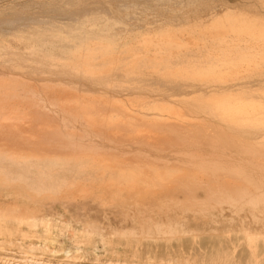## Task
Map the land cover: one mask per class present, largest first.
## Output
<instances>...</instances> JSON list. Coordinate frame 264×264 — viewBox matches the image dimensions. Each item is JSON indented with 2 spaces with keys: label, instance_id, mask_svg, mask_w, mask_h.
Returning <instances> with one entry per match:
<instances>
[{
  "label": "bare ground",
  "instance_id": "6f19581e",
  "mask_svg": "<svg viewBox=\"0 0 264 264\" xmlns=\"http://www.w3.org/2000/svg\"><path fill=\"white\" fill-rule=\"evenodd\" d=\"M122 4L0 33V66L49 77L25 100L2 71L0 244L67 216L70 264H264V5Z\"/></svg>",
  "mask_w": 264,
  "mask_h": 264
},
{
  "label": "rangeland",
  "instance_id": "374dc122",
  "mask_svg": "<svg viewBox=\"0 0 264 264\" xmlns=\"http://www.w3.org/2000/svg\"><path fill=\"white\" fill-rule=\"evenodd\" d=\"M117 1V2H116ZM128 1H133V0H0V33L1 32H3V31H7L6 29H10V27H11V25H12V27H13V25H18L19 23L18 22H20V24H24L25 22H24V20L26 21V23L25 24H28V23H33V21H38V20H43L45 17H47V18H45L46 20L47 19H52V20H55V18H57L58 17V19H56V21H68L69 19H71L73 16H71V15H74L75 13H77L78 11H80V10H84V9H87V8H98V7H101V6H104V5H116V4H118V6H121V5H123L122 3H126V2H128ZM198 2L199 3H201L204 7H206L207 9L208 8H211V6H215V5H221V3H222V5L223 4H225L226 3V5L228 4H230V5H235L236 3H238V4H243V8H245L244 7V4L245 5H247V7H248V9L249 8H254V9H256V10H258V8H260L259 9V11L261 10V9H263V6H261V5H264V4H261V2L262 1H260V0H202L201 2H200V0H198ZM237 4V5H238ZM250 4V5H249ZM252 5V6H251ZM249 6H251V7H249ZM220 9V8H219ZM204 10H202V12H203ZM262 11H264V9L262 10ZM152 12H154V10L152 11ZM155 13V12H154ZM154 13H152L153 15H156V13L154 14ZM204 13V12H203ZM63 14V15H62ZM35 16V17H34ZM36 16H37V19L40 17V18H42V19H35L36 18ZM44 16V17H43ZM52 16H54V17H52ZM69 16H71V17H69ZM34 17V18H33ZM60 17V18H59ZM68 17V18H67ZM22 18H23V20H22ZM29 18V19H28ZM31 18V19H30ZM17 19V20H16ZM22 20V21H20V20ZM35 19V20H34ZM44 19V20H45ZM66 19H68V20H66ZM13 20H15L16 21V24H11L10 26L7 24V23H9V22H11V21H13ZM28 21V22H27ZM30 21V22H29ZM30 23V24H31ZM7 27H6V26ZM2 26V27H1ZM4 26V27H3ZM8 26H9V28H8ZM11 27V28H12ZM1 28H2V31H1ZM6 28V29H5ZM4 29V30H3ZM1 67V69H0V75L2 74H5V72H7V73H10V74H12V75H8L7 73L5 74V75H3V76H5V79L3 80V82L1 83V80H2V75L0 76V87L1 88H3L5 85H7L9 82H5L6 81V75H8L9 77H11V79L10 78H8V80H13L15 77V79H17L16 81H17V83H16V81H14L15 82V85L16 84H18L19 82H21V80H19V76L17 75V74H19V75H21V74H23L24 76H25V78L23 77V75H21V78L20 79H22V78H24L23 80H22V82H23V84H24V81H25V86L22 88V86L21 85H19V86H21V87H19L18 86V89H17V87H14V89L16 90H19L20 92H21V95H19L20 97H22L23 98V96L22 95H24V93H27L28 94V91L26 92V90H28L29 88V85H27L26 86V78H27V82L30 84V85H33L34 83L33 82H35V84L36 85H39V79H44V77H45V79L43 80L44 82H47L48 81V79H49V77L47 76V75H42V76H44V77H41V75H40V78L38 77V76H35V80H34V77H32V75H30V74H28V73H26V72H22V70L23 69H21L20 70V68H18V69H15V70H13V69H10V68H4V66H0ZM4 69V70H3ZM9 70H10V72H9ZM17 70H19V71H17ZM2 71H5V72H2ZM12 72V73H11ZM16 73V74H15ZM16 76H15V75ZM29 76H28V75ZM18 76V77H17ZM31 76V78H33V79H31L30 80V77ZM36 78L38 79V80H36ZM7 80V81H8ZM29 80V81H28ZM46 80V81H45ZM5 82V83H4ZM31 82H32V84H31ZM44 82H42L41 81V83H40V85L42 84V83H44ZM5 85H4V84ZM10 84V83H9ZM19 84H22V83H19ZM45 84V83H44ZM1 85H3V86H1ZM12 85V84H11ZM10 85H7V87H9ZM12 86H14V85H12ZM12 86H10V89L12 90ZM26 87V88H25ZM6 87H4L3 89H5ZM22 88V89H21ZM28 88V89H27ZM9 89V90H10ZM22 90V91H21ZM19 91H16L15 93L18 95V93L20 94V92ZM34 91V93H33V95L36 93V95L37 94H39L40 96H36L35 98H38V97H41V94L39 93V91L37 90V91H35V90H33ZM9 92V93H8ZM6 91L5 90V92H2V93H0V94H4L5 96H8V95H10L11 94V92L10 91ZM6 93V94H5ZM27 94H25L24 95V97L27 95ZM44 96V95H43ZM42 96V97H43ZM16 98L17 97V99L16 100H21L20 99V97H18V96H13V98ZM27 97V96H26ZM26 97L25 98H23V99H25L26 100ZM28 97H29V95H28ZM38 99H40V98H38ZM47 104V103H46ZM49 108V107H48ZM48 108H47V110H48ZM7 110V109H6ZM4 111L5 113L7 112V111ZM9 112V111H8ZM5 113H3V114H5ZM1 119H2V116L0 117V122H3V121H1ZM58 123H59V121H58ZM21 124V123H20ZM60 125V127H62L61 125H62V123H61V120H60V123H59ZM2 125H3V127L2 126H0V137H4L6 134H8L9 132V128H7V127H5L4 126V124L2 123ZM79 126V125H78ZM11 129V128H10ZM1 141V140H0ZM1 146V145H0ZM19 151V150H18ZM20 153V152H19ZM13 155H15V154H13ZM4 177H2L1 178V176H0V181L3 179ZM7 178H9L10 179V177H7ZM2 182V183H1ZM0 182V190H2V191H0V194H11L12 193V196H13V193H14V189L13 188H9V186H7V184H4V181L2 180ZM4 185V186H3ZM3 187L5 188V189H3ZM6 188H8V189H6ZM13 189V190H12ZM8 191V192H7ZM11 191V192H10ZM2 192V193H1ZM2 196V195H1ZM3 201H2V200ZM4 199H7L6 200V202H4L5 200ZM9 199V200H8ZM0 202H1V205H0V212H5V213H8L9 211H8V208L9 207H11V200H10V197H7V198H3V197H1L0 198ZM4 205H5V208H4ZM7 206V207H6ZM2 207H3V209H2ZM60 209V211L62 210L61 208H59ZM6 210V211H5ZM8 211V212H7ZM33 210H31V211H29V212H26L29 216H33L34 218L36 217V219L38 220V219H42V218H44L45 216H46V212L45 211H42V210H35L34 211V215H33V212H32ZM59 211V212H60ZM63 212H65V211H62L61 213H63ZM24 213V214H23ZM38 213H41V214H38ZM44 213V214H43ZM18 215H22V216H24V215H26L25 214V211H24V209L22 210V211H20L19 212V214ZM39 215H41V216H39ZM44 216V217H43ZM42 217V218H41ZM65 217H67V216H65ZM65 217H61V220H62V222H60L61 220H57V222L59 221V224H58V226H60V227H63V230H61V231H57L56 230V232H55V235L57 236V242L55 243V244H53V247H52V245H48V247H44L43 245H41V242H38L37 240H35V239H29V240H26V241H22V240H13V242L11 241V242H6V243H4V244H0V264H16V263H18V261L19 262H21V263H27V264H64V262H65V264H70L69 262H67L68 260H66V259H68V258H66L64 255H63V251L69 246V244H70V239H71V236H72V231H71V227H69L68 225H67V219H68V217L67 218H65ZM66 226V227H65ZM74 226V225H73ZM59 227V228H60ZM24 229L26 230L27 228L26 227H24ZM35 229H37L38 230V228H35ZM264 235V234H263ZM262 234L261 235H259V236H257L259 239L261 238H263L264 239V236H263ZM201 236H203L204 237V235H201ZM64 237V238H63ZM63 239V240H62ZM260 239V240H261ZM15 242V243H14ZM33 242V243H32ZM18 244H20V245H18ZM59 244V245H58ZM30 245H32V246H30ZM16 246V247H15ZM29 246V247H28ZM35 246V247H34ZM38 246V247H37ZM41 246V247H40ZM61 246V247H60ZM60 247V248H59ZM23 248H25V249H23ZM48 248V249H47ZM30 249V250H29ZM47 249V250H46ZM53 250H56V251H58L59 253H57V254H55V256L52 254V251ZM7 257V258H6ZM34 259V260H33ZM104 259V258H103ZM13 260V261H12ZM27 260V261H26ZM30 260V261H29ZM47 260V261H46ZM61 260V261H60ZM5 261H7V262H5ZM15 261V262H14ZM17 261V262H16ZM32 261V262H31ZM55 262H57V263H55Z\"/></svg>",
  "mask_w": 264,
  "mask_h": 264
}]
</instances>
